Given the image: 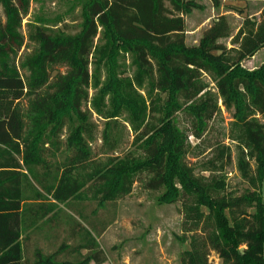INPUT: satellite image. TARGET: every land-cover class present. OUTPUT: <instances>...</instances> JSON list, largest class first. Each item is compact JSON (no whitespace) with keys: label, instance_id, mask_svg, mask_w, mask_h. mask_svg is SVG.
I'll use <instances>...</instances> for the list:
<instances>
[{"label":"trees","instance_id":"1","mask_svg":"<svg viewBox=\"0 0 264 264\" xmlns=\"http://www.w3.org/2000/svg\"><path fill=\"white\" fill-rule=\"evenodd\" d=\"M69 1L79 11L77 32L28 24L32 48L17 59L31 0H0V146L13 149L30 169L32 200H81L91 182L98 204L114 202L141 180L145 190L160 192L158 205L182 209L185 232L192 235L179 264H209L211 253L220 264H264V62L252 70L242 66L264 49V5L258 19L232 7L243 18L235 35L219 16L197 45L188 46L184 16L201 10L193 0ZM88 104L105 120L101 147L107 154L119 144L116 121L125 116L140 155L126 151L92 163L96 126L83 110ZM221 107L230 113L224 138L233 145L235 171L248 187L240 195L227 186L230 145L208 146L210 158L199 175L186 162L198 148L189 138L203 141ZM58 155L65 157L47 159ZM5 199L10 197H0V264L105 262L82 217L77 222L87 238L79 246L63 242L47 255L34 245L27 257L31 237L41 232L53 206L41 203L40 213L30 215L22 213L20 200Z\"/></svg>","mask_w":264,"mask_h":264},{"label":"rangeland","instance_id":"2","mask_svg":"<svg viewBox=\"0 0 264 264\" xmlns=\"http://www.w3.org/2000/svg\"><path fill=\"white\" fill-rule=\"evenodd\" d=\"M201 6V10H194L190 14L184 16L185 22V43L188 46L197 45L201 35L207 30L212 22L219 16H224L231 28L232 35H235L242 25V16H240L233 8L243 9L245 15L253 19H258L259 12L264 5V0H217V6L210 0H193ZM233 7V8H232ZM244 16V15H243ZM0 22H4L2 10L0 8ZM40 22V24H47L55 26L54 28H64L67 33L77 32V26L80 22L79 11L73 7L69 0H51L41 3L31 0L27 15L21 21V35L25 37L24 45L17 55L19 59L23 54L28 53L32 45L26 41L27 25ZM98 37L95 39L97 41ZM229 46V40L223 41ZM126 59V58H125ZM264 62V49L256 53L255 57L245 60L242 66L248 70H252ZM125 71L131 73L132 69L129 67V60L123 62ZM91 69V68H89ZM61 73L64 69H57ZM207 82L209 79H206ZM213 87L212 84L209 85ZM144 96L143 91H139ZM93 91L89 90V98ZM220 105V103H219ZM83 110H88L91 113V122L96 126L95 141L91 143L92 163L104 164L113 156H121L126 151H131L135 156L140 155V151L133 146L134 135L130 131V126L126 121L125 116L117 119V137L119 144L112 153H106L102 148L101 135L105 120L98 117L90 105H86ZM259 119L264 123V117ZM230 113L226 112L221 107V114L217 116L210 125V130L205 135L203 141L199 144L193 138H189L192 147H198L194 152L188 156L186 162L194 168L195 174H200L202 163L210 158V151L207 149L215 142L222 141L226 145H230L232 149V164L225 169L226 181L228 190L242 194L248 187L241 181L235 171L234 157L235 153L233 145L224 138L227 132L228 123L230 122ZM178 123L180 128L186 126L184 116H178ZM205 152L202 154V151ZM200 155V156H199ZM198 156V157H197ZM65 156L47 157L49 161L56 160L60 162ZM53 160V161H54ZM83 190L82 196L89 198L81 202H72L77 205L74 208L76 218L73 217H59L56 221V231L49 236L47 226L42 227L43 235L36 234L30 239V244L26 251L27 257L30 256V248L37 245L45 254H50L60 248L64 242L67 246H72L74 243H81L86 236H76L70 234V230L74 227H80L77 222L79 217H82L89 223L88 230L98 229L99 220L103 216L105 222L103 229L107 226V219L111 226L106 234L99 238V233L93 238L98 244L104 256L109 258L111 263L121 262L124 258H128L130 263L135 264H179V258L182 250H186L189 245L191 233L185 232L184 217L182 209L179 204L173 205H158L156 200L160 192H151L143 188L141 180H137L132 187L130 194L120 200L114 202L102 203L107 205L102 211V214L88 210L89 205L98 204L100 195H93L91 182L87 184ZM95 189V188H94ZM261 195L264 202V180L261 186ZM92 197H97V203L92 202ZM109 204V205H108ZM67 213H63V216ZM100 217V218H99ZM78 223V224H77ZM58 224V226H57ZM80 229H82L80 227ZM83 231V229H82ZM65 232V233H64ZM85 232V230H84ZM86 233V232H85ZM196 233V232H195ZM87 235V233H86ZM99 238L98 240H96ZM102 247V248H101ZM105 257V258H106ZM137 259V261H136ZM58 260L73 261L71 257L58 256ZM209 264H220L219 259L213 254H210Z\"/></svg>","mask_w":264,"mask_h":264},{"label":"crops","instance_id":"3","mask_svg":"<svg viewBox=\"0 0 264 264\" xmlns=\"http://www.w3.org/2000/svg\"><path fill=\"white\" fill-rule=\"evenodd\" d=\"M255 56H256V54H255ZM53 160H52V163L57 162V159L54 161ZM17 164H18V166H17ZM31 184H32L31 171H30V169H28V167L26 168L24 166V164H22L21 157L19 155H16L14 153L13 149L0 146V187H3V190L0 191V197H7L8 196V197H10V199H8V200H11V201L20 200V207H21L22 213L26 212L27 214H30V215L31 214L34 215V214H36V212L40 213L41 208L39 207V205L41 203L48 205V206H53L51 212L47 215L46 223L44 224V223L40 222L41 227H43V226L48 227L49 226L47 228V232L49 233V236L52 235L53 233H55V231H56V224H55L56 222L55 223L53 222L54 224L50 223L51 219H53L54 217L59 218V217H67V216L76 218L77 217L76 215H78V214L75 213L74 208H76L77 205L73 204V206H72L71 203L90 200V197L85 198L81 194V200L68 201V202H65L63 204L56 203L54 200L50 199V197H46L47 200L42 201V202H40L38 200L33 201L32 200ZM37 189L39 190V188H37ZM92 191H93V195H95L96 189L93 188ZM97 199H98L97 197L91 196L92 202L97 203L96 202ZM5 200L8 201L7 199H5ZM105 208L109 209L107 207V205L95 204V205H93V207H91V205H89L88 210H89V213H90V210H92L93 212H95V215L97 213L98 216H100L99 214L100 213L102 214V211ZM64 212L67 213V215L63 216ZM108 219H107L106 228L101 232V230L103 229V226L105 224V222L103 221V216H101V219L99 220L98 229H95V230L91 229L89 232L93 238H95V233H96V235L99 233H102V234H100L99 238L103 237L106 234V232L108 231V229L111 226ZM57 226H58V224H57ZM40 233H41V235H43L42 231L39 232V234ZM69 233L76 235V236H86L87 237L86 233L84 231H82V229H80V227H74L72 230H70ZM99 238H97L96 240H98ZM79 244L80 243H74V244H72V246L77 247V246H79ZM85 253H86V251L82 250V254H85ZM136 261H137V259H136ZM89 264H135V263L134 262L130 263L128 258H124L121 262H118V263H111L109 258L106 257L105 262H103V263L90 262Z\"/></svg>","mask_w":264,"mask_h":264},{"label":"water","instance_id":"4","mask_svg":"<svg viewBox=\"0 0 264 264\" xmlns=\"http://www.w3.org/2000/svg\"><path fill=\"white\" fill-rule=\"evenodd\" d=\"M243 249H244V248H240V249H239V253H242V252H243Z\"/></svg>","mask_w":264,"mask_h":264}]
</instances>
